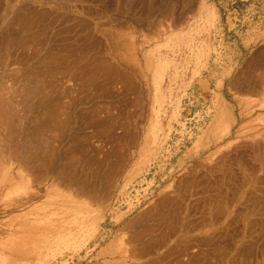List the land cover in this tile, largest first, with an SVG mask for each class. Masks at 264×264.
<instances>
[{"label":"rangeland","instance_id":"obj_1","mask_svg":"<svg viewBox=\"0 0 264 264\" xmlns=\"http://www.w3.org/2000/svg\"><path fill=\"white\" fill-rule=\"evenodd\" d=\"M0 264H264V0H0Z\"/></svg>","mask_w":264,"mask_h":264},{"label":"bare ground","instance_id":"obj_2","mask_svg":"<svg viewBox=\"0 0 264 264\" xmlns=\"http://www.w3.org/2000/svg\"><path fill=\"white\" fill-rule=\"evenodd\" d=\"M155 73H157V74H160L161 73V67H159V66H157L154 70H153ZM161 93H162V91H161ZM162 95V94H161ZM160 97V90L159 89H156V91H155V93H154V95H153V97H152V99H151V103H150V118H149V121H148V123H147V126H146V130H145V133H144V138H143V140H144V143H143V145L141 146V148H140V150H139V155H140V160H139V162H141V161H143V159H146V158H148V156H149V154L151 153H154V151L158 148V147H160V145H161V143H162V141L164 142V139L168 136V134H169V128H168V125L166 124V125H163V123H162V119H163V117H166L165 119H167V117H168V115H167V113H168V109L166 108V107H164L163 108V110H162V104H163V102H160V101H158V98ZM170 99H171V96H170ZM178 104V103H177ZM177 104L176 105H174V106H177ZM173 105V104H172ZM173 106V107H174ZM172 110H173V108H172ZM176 114V112L174 113V115ZM173 115V116H174ZM213 127V126H212ZM166 140V139H165ZM46 146V145H45ZM53 145H51V147H52ZM55 147V146H54ZM53 147V148H54ZM55 150H56V148H55ZM105 156V155H104ZM93 164V163H92ZM94 165V164H93ZM93 167H95V166H93ZM90 168V167H89ZM89 168L87 169V170H89ZM91 170H93L92 169V167L90 168ZM96 170V169H95ZM110 171H112V170H110ZM85 172V171H84ZM88 172V171H87ZM92 172H94L95 173V171L93 170V171H91V174H92ZM106 172H108V171H106ZM113 174H114V171L112 172ZM85 174V173H84ZM106 174H108V173H106ZM86 175V174H85ZM109 175V174H108ZM111 175V174H110ZM90 176V175H89ZM88 176V177H89ZM96 176V175H95ZM102 176V175H101ZM111 176H113V175H111ZM92 177V176H91ZM97 177V176H96ZM95 177V178H96ZM109 178H110V176H108ZM90 178V177H89ZM88 178V179H89ZM102 178V177H101ZM91 179V178H90ZM105 179V178H104ZM88 181V180H87ZM86 181V182H87ZM89 181H91V180H89ZM97 181V180H96ZM92 182H93V180H92ZM108 182V181H107ZM105 184V183H104ZM111 184V183H110ZM109 184V185H110ZM98 186V185H97ZM95 191V190H94ZM94 191H92V192H94ZM103 192V191H102ZM96 193H97V191H96ZM104 193V192H103ZM98 194V193H97ZM51 197V196H50ZM96 197V196H95ZM56 198V197H55ZM53 199H54V197H53ZM97 199V198H96ZM55 200V199H54ZM100 200H102V199H100ZM100 200H98V201H100ZM54 203V202H53ZM52 203V204H53ZM51 204V203H50ZM53 206H54V204H53ZM69 206V205H68ZM75 207V206H74ZM73 207V209H74V212H73V214L75 213V215H78L79 216V212L78 211H80V210H78L77 212H75V208ZM76 207H79V206H76ZM71 209V208H70ZM65 210V209H64ZM67 210V209H66ZM77 210V209H76ZM72 211V210H71ZM51 212V211H50ZM61 212V211H60ZM82 213V212H81ZM81 213H80V215H81ZM85 213H87V212H85ZM62 213H59V215H61ZM66 214V213H65ZM69 214H71L72 215V213H69ZM84 214V213H83ZM90 214V213H89ZM91 215V214H90ZM64 216V215H63ZM70 216V215H69ZM77 216V217H78ZM72 217V216H71ZM70 217V218H71ZM79 218H81L82 219V217H79ZM78 218V219H79ZM87 218V217H86ZM91 218V217H90ZM75 219V218H74ZM80 219V220H81ZM70 220V219H69ZM72 220V219H71ZM86 221V220H85ZM65 222V221H64ZM67 222V221H66ZM87 222V221H86ZM83 223V222H82ZM67 225V224H66ZM80 226V225H79ZM44 234V233H43ZM42 235V234H41Z\"/></svg>","mask_w":264,"mask_h":264},{"label":"crops","instance_id":"obj_3","mask_svg":"<svg viewBox=\"0 0 264 264\" xmlns=\"http://www.w3.org/2000/svg\"><path fill=\"white\" fill-rule=\"evenodd\" d=\"M220 98H221V101H225V98H224V94L222 92H218L216 93ZM241 118V115H237L234 117L233 121H234V124L237 122V120H239Z\"/></svg>","mask_w":264,"mask_h":264}]
</instances>
